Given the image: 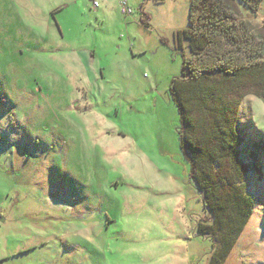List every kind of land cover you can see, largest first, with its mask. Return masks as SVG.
<instances>
[{"label": "rangeland", "instance_id": "374dc122", "mask_svg": "<svg viewBox=\"0 0 264 264\" xmlns=\"http://www.w3.org/2000/svg\"><path fill=\"white\" fill-rule=\"evenodd\" d=\"M39 1L0 0V264H209L169 93L190 0H126L131 16L120 0H75L62 28ZM237 5L264 28V0ZM238 129L254 209L223 264H264L261 98L243 99Z\"/></svg>", "mask_w": 264, "mask_h": 264}, {"label": "trees", "instance_id": "16d2710c", "mask_svg": "<svg viewBox=\"0 0 264 264\" xmlns=\"http://www.w3.org/2000/svg\"><path fill=\"white\" fill-rule=\"evenodd\" d=\"M237 1L257 11L262 0ZM237 1L190 0L189 25L175 37L182 70L169 87L180 116V148L211 219L197 225L214 242L209 264L224 263L254 209L245 181L249 165L238 149V121L247 95L264 101V28L240 19ZM261 146L256 143L250 152L255 170Z\"/></svg>", "mask_w": 264, "mask_h": 264}, {"label": "crops", "instance_id": "0c3cea01", "mask_svg": "<svg viewBox=\"0 0 264 264\" xmlns=\"http://www.w3.org/2000/svg\"><path fill=\"white\" fill-rule=\"evenodd\" d=\"M50 2H51V0H48V2H46L47 3V7H45L46 3H44V1L37 2L36 3L37 4L36 6L39 7V8L44 9L45 11L47 10L49 13L51 12L52 13L51 15H53V18H54V23L56 25V28H62V27H60L61 24L59 23V21H56V19H55L56 18V14L58 12L62 11L63 9L67 8L68 6H70L72 3H75L76 1L75 0H61V1H56L55 2V5L54 6L51 5V7H50Z\"/></svg>", "mask_w": 264, "mask_h": 264}, {"label": "built area", "instance_id": "2783aa9c", "mask_svg": "<svg viewBox=\"0 0 264 264\" xmlns=\"http://www.w3.org/2000/svg\"><path fill=\"white\" fill-rule=\"evenodd\" d=\"M92 1V5L95 8H98L100 6V1L99 0H91ZM119 13L121 15H131L134 12V9L132 8V6L129 4L128 1L126 0H120L119 1Z\"/></svg>", "mask_w": 264, "mask_h": 264}]
</instances>
